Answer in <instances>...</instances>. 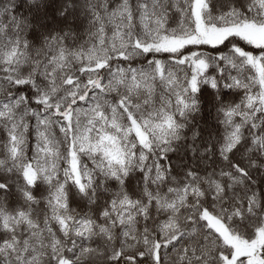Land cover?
Segmentation results:
<instances>
[{
    "label": "snow or ice",
    "instance_id": "obj_1",
    "mask_svg": "<svg viewBox=\"0 0 264 264\" xmlns=\"http://www.w3.org/2000/svg\"><path fill=\"white\" fill-rule=\"evenodd\" d=\"M0 264H264V0H0Z\"/></svg>",
    "mask_w": 264,
    "mask_h": 264
}]
</instances>
